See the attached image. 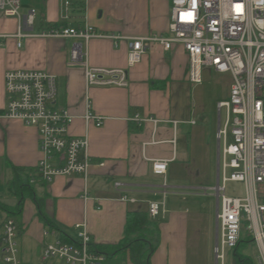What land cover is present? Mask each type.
Listing matches in <instances>:
<instances>
[{
    "label": "crops",
    "instance_id": "obj_1",
    "mask_svg": "<svg viewBox=\"0 0 264 264\" xmlns=\"http://www.w3.org/2000/svg\"><path fill=\"white\" fill-rule=\"evenodd\" d=\"M70 1V18L66 21L61 18L62 0H20V18L0 12V115L6 107L5 72H47L56 78L55 106L75 117L69 127L70 137L87 133L93 161L85 179L73 175L57 177L44 185L33 182V199L43 200V215L70 238L76 236L75 226L84 224L96 246H113L124 238L128 213L144 215L147 223L139 234L153 228L156 238L154 246L150 241L148 252V242L143 239L139 264H216L217 105L228 98L231 77L204 68L200 82L193 83L184 50L174 45L166 51L153 43L141 62L127 69L126 88L87 89L82 62L93 67L126 69L129 41L150 35L170 36V6L166 0ZM32 10L29 27L25 19ZM85 24L100 34L125 39H93L86 45L82 39L40 36L51 28L82 29ZM74 45L87 53L76 64L71 62ZM87 101L92 112L105 121L101 127H90L86 132L81 117ZM135 116L148 121L136 122ZM37 139L36 129L0 117V198L11 206L15 201L6 197L7 184L15 168L21 170L19 176L24 183L32 177L24 172L36 170L40 159ZM154 161L168 162L165 174L152 172ZM84 190L88 200L81 198ZM124 197L127 201L120 200ZM33 199L24 202L20 224L14 221L19 229L18 245L32 241L33 257L40 264L39 255L46 242L43 231L47 227ZM30 202L35 206L32 219L25 213ZM150 202L164 203L163 213L156 218L148 216ZM3 216L0 215V239ZM121 254L127 255L129 264H137L129 250L112 259L121 258L119 264H127ZM143 254L147 259L141 262Z\"/></svg>",
    "mask_w": 264,
    "mask_h": 264
},
{
    "label": "built area",
    "instance_id": "obj_2",
    "mask_svg": "<svg viewBox=\"0 0 264 264\" xmlns=\"http://www.w3.org/2000/svg\"><path fill=\"white\" fill-rule=\"evenodd\" d=\"M166 1L170 6V36L150 35L129 41L126 69L93 67L83 61L86 88H126L127 69L139 64L153 43L160 44L166 51L174 45L180 46L187 55L189 79L193 83L200 82L204 68L229 75L232 83L228 98L217 105L218 185L214 191L218 210L214 256L216 264H224L227 250L237 246L244 231L257 248V264H264V0ZM60 10L62 20H68L71 1L62 0ZM0 12L6 17L20 18V0H0ZM33 16L32 10L25 19L29 27H32ZM40 36L82 39L86 45L93 39H125L100 34L89 24L82 29L51 28ZM83 56L87 53L82 52L81 46L74 45L71 62H81ZM56 93V78L47 72L7 71L4 73L6 107L0 117L36 129L40 153L36 171L42 181L50 183L57 177L73 175L85 179L93 164L88 152V135L70 137L69 127L75 117L55 106ZM81 119L86 132L90 127H101L105 121L92 112L89 101ZM134 121L148 120L135 116ZM167 165V161H154L152 172L163 175ZM228 170L231 171L229 176ZM227 182L242 183L245 197H226ZM81 198L89 199L86 190ZM120 200L127 201L125 197ZM163 211V202L148 204L150 218L158 217ZM75 229V238L65 241L55 229L46 228L40 264H106V255L96 251L85 225H76ZM18 235L16 222L3 216L0 264H23Z\"/></svg>",
    "mask_w": 264,
    "mask_h": 264
},
{
    "label": "trees",
    "instance_id": "obj_3",
    "mask_svg": "<svg viewBox=\"0 0 264 264\" xmlns=\"http://www.w3.org/2000/svg\"><path fill=\"white\" fill-rule=\"evenodd\" d=\"M14 177L8 182L7 184V192L6 197L13 199L15 201V205L11 206L6 202L2 201L0 198V212L5 215L7 218H12L15 220L14 217L20 216L23 210V205L26 199H33L35 196V190L33 182L45 184L44 181L40 179V176L36 170H27L24 172L26 175L28 172L32 175L31 178H28L27 181L24 183L21 179L20 169L14 170ZM32 181V182H30ZM34 203L37 206L38 216L42 220L44 226L50 229H55L63 240L68 241L70 240L68 236L61 232L57 228L55 224L52 223L51 220L47 219L42 213V199H37L36 197L33 199ZM147 223V219L144 215H140L137 213H128L126 217V225H125V235L124 238L113 246H96V251L106 255L107 261L112 259L117 254H120L126 250H129L130 257L134 263L137 262L139 264L138 259L142 252V246L144 243L143 238L139 236L143 226ZM252 243L251 238L247 237L245 232L242 231L240 240L237 246L233 249V255L236 264H255L252 258L248 255L240 254L237 252V249L242 245H247ZM143 264V263H142Z\"/></svg>",
    "mask_w": 264,
    "mask_h": 264
},
{
    "label": "rangeland",
    "instance_id": "obj_4",
    "mask_svg": "<svg viewBox=\"0 0 264 264\" xmlns=\"http://www.w3.org/2000/svg\"><path fill=\"white\" fill-rule=\"evenodd\" d=\"M209 92V90H207V93ZM227 98L223 101H226ZM225 119V111L223 110L222 113H221V120L222 122L224 121ZM231 173L230 170L227 171V176H229ZM245 189H244V186L242 183H238V182H227L225 184V196L226 197H229V198H243L245 197ZM7 203V202H6ZM28 207V208H27ZM35 212V206L32 202L30 203H27L26 204V208H25V213L27 216L31 217L32 219V215L30 216L31 212ZM26 215L24 216L23 215V219H25ZM15 220L17 221L18 224H20V220L21 219V216H16L14 217ZM152 228V227H151ZM139 236L141 238H143L144 240H146L148 243H146V246L145 248H147V251L148 252V248L150 247V241H151V244L152 242H154L155 240V233H154V230L153 228L152 229H148V230H145L142 232V234H139ZM22 237H24L22 235ZM23 239V238H22ZM17 241L19 243V238H17ZM21 244H19L20 246ZM155 244L153 243L152 246H154ZM21 257L23 259V262L24 263H27V264H38V258L37 257H33V253H34V246H33V242L32 241H29V240H25L23 242V244L21 245ZM233 249L232 250H227L226 252V264H235L234 263V255H233ZM237 252L240 253V254H244V255H248L250 258H252V260L254 261L255 264H257V248L256 246L253 244V243H249L247 245H242L241 247H239L237 249ZM120 257L121 256H124V255H119ZM127 261L128 257L127 255L124 256ZM146 255H142L141 257V262H143V260H146ZM121 262V258H118L116 260H113V259H109L108 262L106 264H119ZM126 264V262H125ZM127 264H129V262L127 261Z\"/></svg>",
    "mask_w": 264,
    "mask_h": 264
},
{
    "label": "bare ground",
    "instance_id": "obj_5",
    "mask_svg": "<svg viewBox=\"0 0 264 264\" xmlns=\"http://www.w3.org/2000/svg\"><path fill=\"white\" fill-rule=\"evenodd\" d=\"M20 47V46H19ZM1 213V212H0Z\"/></svg>",
    "mask_w": 264,
    "mask_h": 264
}]
</instances>
